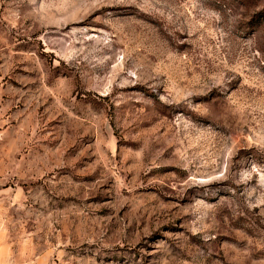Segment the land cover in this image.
Masks as SVG:
<instances>
[{
	"label": "rangeland",
	"instance_id": "rangeland-1",
	"mask_svg": "<svg viewBox=\"0 0 264 264\" xmlns=\"http://www.w3.org/2000/svg\"><path fill=\"white\" fill-rule=\"evenodd\" d=\"M9 264H264V0H0Z\"/></svg>",
	"mask_w": 264,
	"mask_h": 264
},
{
	"label": "crops",
	"instance_id": "crops-1",
	"mask_svg": "<svg viewBox=\"0 0 264 264\" xmlns=\"http://www.w3.org/2000/svg\"><path fill=\"white\" fill-rule=\"evenodd\" d=\"M6 239L4 224L0 222V264H9L10 261V247Z\"/></svg>",
	"mask_w": 264,
	"mask_h": 264
}]
</instances>
